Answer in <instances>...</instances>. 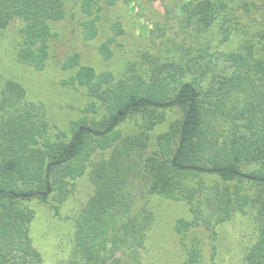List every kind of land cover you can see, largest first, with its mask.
Masks as SVG:
<instances>
[{
    "label": "trees",
    "instance_id": "16d2710c",
    "mask_svg": "<svg viewBox=\"0 0 264 264\" xmlns=\"http://www.w3.org/2000/svg\"><path fill=\"white\" fill-rule=\"evenodd\" d=\"M67 1L0 0V30L14 20L24 23L18 63L46 67L57 37L53 24L65 18ZM241 1L175 0L174 10L165 6L166 21L151 32L154 46L120 75L97 72L81 65L79 54L70 56L63 68L77 70L66 84L84 88L100 108L88 107L92 116L73 122L68 140L64 133L52 140L43 105L27 101L20 83L5 82L0 264L42 263L30 236L34 211L25 203L52 195L64 203L87 172L94 191L75 221L74 264H145L155 223L151 196L190 206L192 218L175 224L183 264H199L202 254L195 241L188 243L191 229L204 228L215 239L218 224L246 209L253 211L257 236L243 264H264V60L249 41L219 53L213 39L215 28L220 43L244 29L239 8L249 5ZM258 1L264 10V0L252 5ZM101 10L99 0L82 1L86 40L98 35ZM112 30L123 33L119 24ZM115 40L111 36L99 47L104 59L114 56ZM217 55L227 63L223 69L217 68ZM159 127L163 131L156 133ZM98 150L108 153L92 161ZM201 176H214L222 185L194 184Z\"/></svg>",
    "mask_w": 264,
    "mask_h": 264
},
{
    "label": "rangeland",
    "instance_id": "374dc122",
    "mask_svg": "<svg viewBox=\"0 0 264 264\" xmlns=\"http://www.w3.org/2000/svg\"><path fill=\"white\" fill-rule=\"evenodd\" d=\"M82 1L68 0L65 18L53 24L57 37L50 42V58L41 71L20 64L16 59L24 23L14 20L7 29L0 30V100L6 81L20 83L27 92V101L43 105L50 125L48 134L52 140L60 133H64L62 139L68 140L73 132L72 123L92 116L86 111L88 107L93 106L96 111L100 108L87 96L84 88L66 84L77 70L64 69L66 60L79 54L81 65L91 66L97 72L110 70L120 75L129 63L138 62L142 53L154 46L151 32L166 21L165 6L170 10H174L175 6V0H122L115 6H107L105 0H99L102 10L97 22L98 35L95 39L86 40L83 23L88 16L81 11ZM245 1L249 7L239 8L244 29L235 33L229 41L220 43L215 28V47L219 53H230L249 41L254 44L255 54L264 60V10L260 1L256 2V6L252 5L253 0ZM240 4L243 5V2ZM116 24L120 25L122 34L117 35L112 30ZM111 36L116 39L111 44L114 56L106 60L100 54L99 47ZM214 59L218 69L227 65L218 55ZM162 131L163 128L159 127L156 133ZM107 153L96 151L92 161H97ZM199 181L207 185H222L214 176H201L193 183ZM244 188L249 190V184L246 183ZM93 191L87 172L75 180L72 193L62 204L57 203L53 195L46 202L34 200L25 203L34 211L30 236L33 246L42 256L41 264H74L75 221ZM149 200L155 223L149 233L145 264H183L184 254L175 224L179 218H192L190 206L186 201L159 196H151ZM56 206L59 207L58 212L54 210ZM253 220L251 209L234 213L230 220L215 227V239L204 228L191 229L187 236L188 243L195 241L201 249L199 264H243L245 252L257 236Z\"/></svg>",
    "mask_w": 264,
    "mask_h": 264
}]
</instances>
